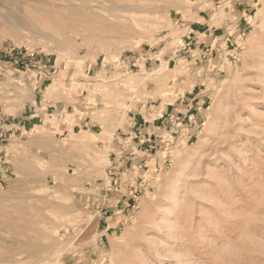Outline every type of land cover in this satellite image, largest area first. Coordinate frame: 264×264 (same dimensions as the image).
<instances>
[{"label": "rangeland", "instance_id": "1", "mask_svg": "<svg viewBox=\"0 0 264 264\" xmlns=\"http://www.w3.org/2000/svg\"><path fill=\"white\" fill-rule=\"evenodd\" d=\"M0 264H264V0H0Z\"/></svg>", "mask_w": 264, "mask_h": 264}, {"label": "crops", "instance_id": "2", "mask_svg": "<svg viewBox=\"0 0 264 264\" xmlns=\"http://www.w3.org/2000/svg\"><path fill=\"white\" fill-rule=\"evenodd\" d=\"M199 25H202V24H199ZM82 121H84V123L83 124H81V125H88V122L85 120V118H84V120L83 119H78V122H82Z\"/></svg>", "mask_w": 264, "mask_h": 264}]
</instances>
